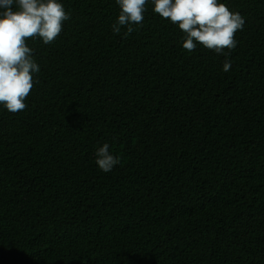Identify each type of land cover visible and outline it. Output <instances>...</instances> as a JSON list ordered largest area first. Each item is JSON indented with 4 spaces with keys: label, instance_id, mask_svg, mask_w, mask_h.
<instances>
[{
    "label": "trees",
    "instance_id": "obj_1",
    "mask_svg": "<svg viewBox=\"0 0 264 264\" xmlns=\"http://www.w3.org/2000/svg\"><path fill=\"white\" fill-rule=\"evenodd\" d=\"M58 2L27 108L0 105V264H264V0H218L245 19L227 57L151 0L128 35L115 0Z\"/></svg>",
    "mask_w": 264,
    "mask_h": 264
},
{
    "label": "clouds",
    "instance_id": "obj_2",
    "mask_svg": "<svg viewBox=\"0 0 264 264\" xmlns=\"http://www.w3.org/2000/svg\"><path fill=\"white\" fill-rule=\"evenodd\" d=\"M119 16L112 25L115 34L126 26L125 35L142 25L149 0H115ZM153 12L161 19L177 25L183 32L182 47L192 52L199 44L217 54L228 56L237 47L235 34L242 31L245 19L239 12L230 11L218 0H151ZM70 19L58 0H0V105L11 114L24 111L25 103L38 80L40 72L33 50L26 40L39 39L45 45L56 41L63 22ZM225 50H228L227 52ZM231 61L225 59L223 70L228 72ZM99 170L108 173L120 164V157L109 151L105 143L95 153Z\"/></svg>",
    "mask_w": 264,
    "mask_h": 264
}]
</instances>
